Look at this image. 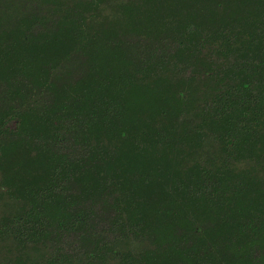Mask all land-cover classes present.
Here are the masks:
<instances>
[{"label":"trees","instance_id":"trees-1","mask_svg":"<svg viewBox=\"0 0 264 264\" xmlns=\"http://www.w3.org/2000/svg\"><path fill=\"white\" fill-rule=\"evenodd\" d=\"M0 264H264V0H0Z\"/></svg>","mask_w":264,"mask_h":264},{"label":"rangeland","instance_id":"rangeland-1","mask_svg":"<svg viewBox=\"0 0 264 264\" xmlns=\"http://www.w3.org/2000/svg\"><path fill=\"white\" fill-rule=\"evenodd\" d=\"M9 202H10L9 199H7V198H2V199L0 200V207L3 208L5 205L10 204Z\"/></svg>","mask_w":264,"mask_h":264}]
</instances>
